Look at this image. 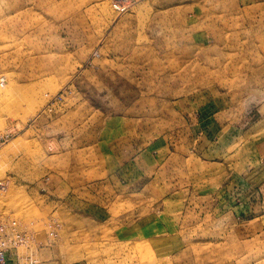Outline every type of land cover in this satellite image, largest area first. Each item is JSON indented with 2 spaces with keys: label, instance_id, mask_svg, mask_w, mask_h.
I'll list each match as a JSON object with an SVG mask.
<instances>
[{
  "label": "rangeland",
  "instance_id": "1",
  "mask_svg": "<svg viewBox=\"0 0 264 264\" xmlns=\"http://www.w3.org/2000/svg\"><path fill=\"white\" fill-rule=\"evenodd\" d=\"M0 221L37 264H264V0H0Z\"/></svg>",
  "mask_w": 264,
  "mask_h": 264
},
{
  "label": "built area",
  "instance_id": "2",
  "mask_svg": "<svg viewBox=\"0 0 264 264\" xmlns=\"http://www.w3.org/2000/svg\"><path fill=\"white\" fill-rule=\"evenodd\" d=\"M8 229L0 221V264H37L31 255H25L23 259L19 256L16 245L25 244L23 235L14 228Z\"/></svg>",
  "mask_w": 264,
  "mask_h": 264
}]
</instances>
